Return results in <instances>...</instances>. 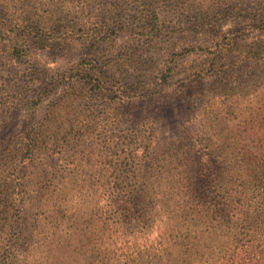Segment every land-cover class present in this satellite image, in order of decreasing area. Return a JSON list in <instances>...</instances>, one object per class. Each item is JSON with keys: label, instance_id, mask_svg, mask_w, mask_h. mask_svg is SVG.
Here are the masks:
<instances>
[{"label": "trees", "instance_id": "1", "mask_svg": "<svg viewBox=\"0 0 264 264\" xmlns=\"http://www.w3.org/2000/svg\"><path fill=\"white\" fill-rule=\"evenodd\" d=\"M88 1L0 0V36L22 40V48L12 47L16 63L27 62L31 46L46 49L64 35L87 46L77 72L62 74V91L47 103L45 115H36L46 100L39 93L19 143L0 150V264H264V87L243 104L225 83L179 138L178 148L197 162L155 165V118L121 126L128 106L163 92L170 76L161 78V90L147 88L148 76L133 77L127 57L103 47L121 32L149 40L161 39L164 31L204 32L234 11L245 22L238 30L206 33L214 42L207 50L216 61L211 71L224 81L236 64L217 69V62L251 31L263 34L258 15L247 13L245 0ZM254 46L242 62H264V39ZM122 67L123 75L108 73ZM5 117L0 114V123ZM29 201L33 231L24 235ZM113 203L118 220L108 223L105 216L101 222L88 214ZM159 211L166 216L158 237L167 244V258L121 222L152 220Z\"/></svg>", "mask_w": 264, "mask_h": 264}, {"label": "rangeland", "instance_id": "2", "mask_svg": "<svg viewBox=\"0 0 264 264\" xmlns=\"http://www.w3.org/2000/svg\"><path fill=\"white\" fill-rule=\"evenodd\" d=\"M90 1L92 0L88 2ZM105 1L97 0V3H104ZM219 1L241 2L244 0ZM245 2H247L246 7L249 10L247 13L257 14L261 26H264V0H245L244 5ZM132 12L133 10L129 9L123 20L129 17ZM233 12L227 15L222 24L207 26L204 32H196L195 30L164 31L163 37L158 40H149L147 36L140 35L130 37L121 32L117 35L113 34L108 40L105 39L106 43L103 47L108 52L117 50L116 52L120 51L123 56L127 57L128 63L131 64L129 66L131 68L127 71L134 75L133 77L144 79L145 76H148L149 87L147 88L164 90L150 99L137 100L128 106L125 120L121 126L122 128H131V126L140 125L147 118H155L154 120L157 121L160 128L156 140V155L153 158L155 165L164 162L170 167L179 162H197L194 157H189L185 150L178 148L179 138L180 140L183 139L189 123H194L198 121L199 117H203L208 99L216 92L221 91L225 83L231 87V93H236L238 98H241L243 104L246 100L253 98L257 92L260 93V85L264 87V62L260 64L242 62L247 51L255 48L253 44H259V41L264 39V31L263 34H259V31H251L246 38L239 42L240 45L233 53H227L228 55L221 62H217V69L227 62L236 64V66L234 65L235 73L229 74L227 79L223 81L211 71L213 62L215 64L216 61H213L214 54H209L207 50L209 48L214 49L211 48L214 47V42L212 37L206 33H209L212 28L211 35L220 31L226 34L230 29L238 30L245 22L240 20L239 14ZM63 37V39H55L54 43L49 41V44L50 42L52 44L46 49L40 46H31L25 59L27 62L19 64L15 62L16 57L12 54L14 52L12 47L19 46L22 48L20 45L22 40L18 37L12 39L9 35L0 36V114L6 116L5 119L3 118L4 121L0 123V150L11 142L19 143L18 135L24 120L31 113V110L36 108L34 105L39 99L38 94L46 97L36 112L39 119L45 115L47 103L62 91L65 82V80L60 82L64 78L62 74H75L79 63L87 58V51L85 50L87 46L83 43V39L75 40L68 35ZM123 71H125L124 67L122 69L112 68L108 73L119 76L123 75ZM31 76L40 79L32 80ZM164 76H170L168 85L161 87V78ZM55 83L58 85L53 90ZM136 88H140V86L138 85ZM258 97L260 98V95ZM262 98H264V94ZM255 111V115H258V111ZM243 119H245V115L240 117V120ZM188 120L190 122L187 124ZM240 120H237L236 123H240ZM258 121L260 120L258 119ZM116 131L118 133L119 129ZM219 139H223V137H219ZM222 142L225 141H219V143ZM244 144L249 145L247 141ZM84 155L87 154L84 153ZM75 158L72 157L71 159ZM88 159H92V157L88 156ZM196 166L197 164H195V170ZM157 178H167V173L162 174V176L159 175ZM157 178L152 179L156 180ZM156 191L162 192L164 189L158 188ZM102 204L99 208L89 209L88 214L96 216L95 218L100 216L101 222L105 216L108 223L112 220H118L116 206L113 209V205L116 203H113L112 207L108 205V208L107 206L103 207ZM140 209L143 213L147 212L145 207ZM107 210L108 214L105 215ZM33 213L34 207L29 201L27 203V219L23 225L24 235H30L33 231ZM147 217L149 219L145 216L139 219L133 217L131 223L126 222L122 217L121 222L128 225L127 230L129 232H137L138 236L141 237L140 242L143 244L147 243L150 246L153 241L155 247L159 248V253L167 258V244L160 243L158 237V233L162 230L161 220H164L166 216L163 211H159L157 216L152 215V220L150 215Z\"/></svg>", "mask_w": 264, "mask_h": 264}]
</instances>
